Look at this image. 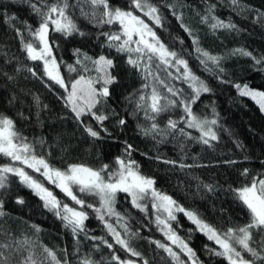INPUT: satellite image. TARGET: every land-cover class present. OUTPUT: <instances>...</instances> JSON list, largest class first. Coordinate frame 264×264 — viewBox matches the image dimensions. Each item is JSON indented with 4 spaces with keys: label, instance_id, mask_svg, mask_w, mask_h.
I'll return each mask as SVG.
<instances>
[{
    "label": "trees",
    "instance_id": "1",
    "mask_svg": "<svg viewBox=\"0 0 264 264\" xmlns=\"http://www.w3.org/2000/svg\"><path fill=\"white\" fill-rule=\"evenodd\" d=\"M112 2L123 6L126 0ZM153 3L161 6L165 17L164 27L155 29L157 35L170 49L181 52L192 72L212 88V92L202 93L192 108L194 113L218 121L212 126L218 136L217 140L205 145L199 141L201 133L197 129L187 128L183 124L180 126L185 127V131L189 132L192 138L174 134L164 137L161 141L160 137L153 139L152 136L142 135L137 123L147 126V122L142 117L127 115L125 110L130 112L131 106L124 99L140 87L142 81L139 75L125 63L124 55L103 47V38H96L99 31L107 28L97 29L81 17L77 10L74 19L87 35L63 39L60 34L50 32V40L55 39L60 45L54 52L58 60L66 64L75 63L73 49L76 48L93 57L103 54L113 58L116 67L112 74L117 77L118 82L110 86L108 105L127 119L123 130L115 126L116 117L105 121V126L112 133L111 138L103 132V139L94 140L89 137L73 118L74 114L70 109L64 106L60 98L64 94L63 89L58 86L50 89L46 86V77L40 79L27 71L28 67H32L36 69L38 76H42V62H33L26 58L21 41L7 20L9 16H15L18 21L13 23L17 27H22L19 21H27L35 27L38 19L27 4L14 0H0V71L14 77L13 80H8L0 75V113L15 120L17 129L36 145L38 156H43L51 165L61 169L74 163L92 168H99L102 164L114 166L115 158L122 155L124 141H127L135 149L131 159L140 165L142 174L155 179L158 190L172 196L186 209L198 212L204 220L217 228L243 225L249 220L248 210L235 199L229 188H238L241 184L248 183L253 176L264 177V111H261L259 105L250 97L240 96L233 84L247 83L250 87L264 90V70H261L264 65H254L250 57L229 56V53L232 49L244 48L258 58L264 55V19H255L258 13L264 12V0H240L241 6L246 9L244 11L234 10L230 0H153ZM167 3H175L177 12H183L184 22L199 37L201 47L212 54L226 57L221 63L223 73L218 70L216 74L205 71L196 58L191 37L171 15V10L164 7ZM209 3L216 4V16L225 21L231 19L243 31L218 30L213 33L208 25L200 23L197 13L204 15ZM176 37L182 39L184 44L181 45ZM25 39H28L26 33ZM209 67L214 66L210 64ZM17 68L20 69L19 72L16 71ZM61 69L66 82L77 75L69 73L63 64ZM167 71L173 76L181 75L175 68H169ZM164 75L162 71L161 76ZM218 77L231 83H221ZM170 82L186 93L191 91L183 79ZM13 96L16 99L9 103ZM107 110L106 108L105 111ZM169 115L178 119L182 110L176 109L164 114L159 119L161 127L166 124ZM83 119L96 127L95 121L90 117ZM41 139L44 141L43 145L38 143ZM165 160L176 161V164H166L163 162ZM9 162L8 158L0 156V165ZM180 164L191 167L180 168ZM245 168L249 169L247 178L240 175ZM26 171L39 177V174L33 173L31 169ZM203 184L215 185L216 191L206 192ZM46 186L63 202L72 205L73 202L59 189L47 184ZM18 198H22L24 203L18 204ZM0 199L4 201L3 211L6 213L4 217H0V243H12L14 240L22 241L27 238L35 253L34 258L44 260L45 264H50V261L45 259L43 247L53 250L58 259L66 258L70 264H81L85 259H91L95 264H105V261L110 259V250L99 240L89 238L104 237L114 243L91 209L88 210L89 219L85 221L88 236L80 234L77 238L64 227V222L53 211L44 207L39 196L20 183L18 177L9 176V186L6 190H0ZM87 199L92 202V198ZM115 208L118 212L127 214L129 229L138 233L137 237L130 240L132 247L142 253L150 264H174L167 253L149 243L150 240L169 243L158 230L150 205L148 214L145 215L131 206L130 198H125V194L120 193ZM176 215L179 223L173 222V228L185 239L191 235L189 246L194 249L202 264H227L223 257L209 255L206 251L205 245L218 247L214 242L208 241L206 236L198 231L193 230L190 234L189 229H194L195 226L183 213ZM111 219L115 223V218ZM33 225L39 228V231H36ZM117 230L126 236L119 226ZM255 238L257 237L254 234ZM98 244L100 247L97 249L94 246ZM27 247L23 246L21 252L15 256L11 252L6 253L10 257V264H19L28 254L25 250ZM115 248L122 259L130 258L140 264L139 258L126 254L119 245H115ZM180 259L187 261V257L183 255Z\"/></svg>",
    "mask_w": 264,
    "mask_h": 264
},
{
    "label": "snow or ice",
    "instance_id": "2",
    "mask_svg": "<svg viewBox=\"0 0 264 264\" xmlns=\"http://www.w3.org/2000/svg\"><path fill=\"white\" fill-rule=\"evenodd\" d=\"M14 2L27 4L38 19L35 27L27 21H19L22 27H17L13 23L18 21L15 16H9L7 20L19 37L26 58L33 62H42V76H38L36 69L32 67H28L27 71L40 79L46 77V86L50 89L54 86L63 89L64 94L60 98L64 106L70 109L74 114L73 118L89 137L94 140L103 139L104 137L101 136L103 132L111 138L112 133L105 126V121L116 117L115 126L123 130L127 119L108 105L111 96L110 86L118 82L117 77L112 74L116 67L113 58L103 54L93 57L76 48L73 49L74 64L57 60L54 49H58L60 45L55 39L50 40V32L60 34L63 39L87 35L74 19L77 10L81 17L97 29L107 28V30L99 31L96 38H103V47L124 55L125 63L139 75L142 81L140 87L124 99L131 106L130 112L125 110L127 115L134 118L142 117L147 122V126L137 123V128L142 135L152 136L153 139L160 137L161 141L164 137L174 134L192 138L191 134L185 131L187 127L197 129L201 133L199 141L205 145H210V141L218 139L212 128L218 121L202 117L194 113L192 108L201 94L212 92V88L192 72L181 52L170 49L157 35L155 29L163 28L165 20L158 3H153V0H126V3L121 6L113 3L112 0H74V2L14 0ZM230 4L234 10H246L241 6L240 0H230ZM164 7L171 10V15L179 21L180 27L191 37L196 58L205 71L216 74L218 70L219 73H223L224 68L221 67V63L226 57L212 54L201 47L199 37L184 22L183 12H177L175 3H167ZM215 9L216 4L209 3L204 15L197 13L200 16V23L208 25L213 33L218 30L243 31L231 19L225 21L216 16ZM255 19L256 21L264 19V12L258 13ZM175 39L179 40L181 45L184 44L179 37ZM235 55L250 57L254 65H264V55L258 58L244 48L232 49L229 56ZM62 64L69 73H76V77L69 78L66 82L60 71ZM210 64L214 67H209ZM169 68H175L181 75L173 76L167 71ZM181 69H183L182 72ZM16 71L19 72L20 69L17 68ZM162 71L165 73L163 77ZM92 72L96 74L91 75ZM0 75L8 80L14 79L6 72L0 71ZM179 79L188 83L190 92L186 93L170 82ZM218 79L221 83H231L220 77ZM233 87L240 96L250 97L259 105L261 111H264V91L253 89L247 83H234ZM15 99L13 96L9 103ZM106 108L107 111H105ZM176 109L182 110V115L178 119H173L169 115L166 124L161 127L159 119ZM212 111L215 113V108ZM20 115L23 116L22 113ZM84 117H90L95 121L96 127L86 123ZM182 124L185 127H181ZM38 143L43 145L44 141L41 139ZM134 150L131 144L124 141L123 153L115 158L114 166L102 164L99 168H92L74 163L68 164L63 169L57 168L43 156L36 154V145L17 129L13 118L0 113V156L10 161L0 165V190L7 189L10 175L18 177L20 183L39 196L44 207L53 211L64 222V227L77 238L80 234L88 236L85 221L89 219L88 210L91 209L114 241L110 243L104 237H89L92 240H99L110 250V259H107L105 264H137V261L133 259H122L117 254L115 245H119L120 249L131 257L139 258L140 264H150L142 253L131 246L130 240L137 237L138 233L129 229L127 214L120 213L115 208L117 196L120 193L125 194V198H130L131 206L145 215L148 214L149 205L151 206L158 230L170 243L159 240H150L149 243L167 253L174 264H202L194 249L189 246L191 235L185 239L173 228V222L179 223L177 213H183L195 226L194 229H189L190 234L193 230L198 231L204 234L208 241L218 246L205 245L209 255L223 257L227 264H264V177L253 176L248 183L241 184L238 188H229L235 199L247 208L248 222L243 225L217 228L204 220L198 212L186 209L172 196L158 190L155 179L143 175L140 172V165L131 159ZM163 162L176 164V161ZM229 163L235 162L229 161ZM25 167L39 174V177L30 174ZM179 167L191 166L180 164ZM240 175L247 178L249 169H243ZM46 184L59 189L73 202L72 205L59 199ZM202 187L208 193L216 191L215 185L203 184ZM89 197L92 198V202L87 199ZM16 202L23 204L24 200L18 198ZM3 204L4 201L0 199V217L6 215ZM113 217L115 223L112 222ZM117 226L123 229L127 238L117 230ZM33 227L39 231V228L34 225ZM254 234L257 237L255 239ZM25 245L28 246L25 249L28 254L19 264H45L44 260L34 258L35 253L27 238L22 241L14 240L12 243H0V264H10V257L6 253L11 252L15 256ZM94 247L98 249L100 245ZM43 252L50 264H70L66 258L58 259L56 253L47 247H43ZM181 255L186 256L187 261H182ZM81 264H95V262L85 259L81 261Z\"/></svg>",
    "mask_w": 264,
    "mask_h": 264
},
{
    "label": "rangeland",
    "instance_id": "3",
    "mask_svg": "<svg viewBox=\"0 0 264 264\" xmlns=\"http://www.w3.org/2000/svg\"><path fill=\"white\" fill-rule=\"evenodd\" d=\"M57 60H58V58H57ZM59 61V60H58ZM60 71H61V73H62V75H63V72H62V69H60ZM251 88H253V89H256V90H260V91H264V90H262V89H259V88H255V87H251ZM27 168L25 167V170H26ZM144 175V174H143ZM170 243V242H169ZM137 264H139L138 262H137Z\"/></svg>",
    "mask_w": 264,
    "mask_h": 264
}]
</instances>
